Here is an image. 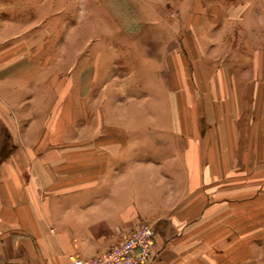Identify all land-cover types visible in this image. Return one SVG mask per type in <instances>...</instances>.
I'll return each mask as SVG.
<instances>
[{"label":"crops","instance_id":"1","mask_svg":"<svg viewBox=\"0 0 264 264\" xmlns=\"http://www.w3.org/2000/svg\"><path fill=\"white\" fill-rule=\"evenodd\" d=\"M176 4L171 47L92 87L3 20L0 264H73L146 219L150 264H264V0Z\"/></svg>","mask_w":264,"mask_h":264},{"label":"rangeland","instance_id":"2","mask_svg":"<svg viewBox=\"0 0 264 264\" xmlns=\"http://www.w3.org/2000/svg\"><path fill=\"white\" fill-rule=\"evenodd\" d=\"M177 1L1 0L0 26L5 19L18 21L16 28L23 37L38 40L39 69L49 64H44L47 48L55 81L77 80V68L87 67L82 81L92 87L95 65L109 80L116 74L125 76L134 66L139 70L142 65L153 64L163 38L165 46H172L169 34L178 27L172 23ZM86 93L94 94L89 87ZM140 224L153 227L150 219L140 220L133 227Z\"/></svg>","mask_w":264,"mask_h":264},{"label":"built area","instance_id":"3","mask_svg":"<svg viewBox=\"0 0 264 264\" xmlns=\"http://www.w3.org/2000/svg\"><path fill=\"white\" fill-rule=\"evenodd\" d=\"M153 227L140 224L125 234L120 242L112 244L91 257L70 255L73 264H150L155 255Z\"/></svg>","mask_w":264,"mask_h":264}]
</instances>
